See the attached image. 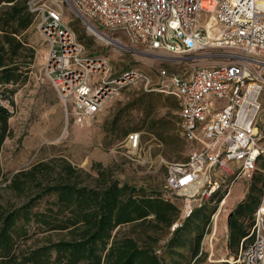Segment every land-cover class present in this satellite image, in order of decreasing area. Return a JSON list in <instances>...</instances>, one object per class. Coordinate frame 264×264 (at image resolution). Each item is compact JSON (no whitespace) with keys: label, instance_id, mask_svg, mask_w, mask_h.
<instances>
[{"label":"built area","instance_id":"built-area-1","mask_svg":"<svg viewBox=\"0 0 264 264\" xmlns=\"http://www.w3.org/2000/svg\"><path fill=\"white\" fill-rule=\"evenodd\" d=\"M86 24L119 31L145 49L169 58L190 54L222 59L193 65L182 75L160 67L155 79L138 68L113 71L105 57L84 45L54 6L26 0L37 17L47 52L44 72L66 117L83 124L123 87L144 82L146 92L172 96L178 104L180 136L189 144L184 162L162 161L165 188L183 199V217L208 199L223 201V190L250 179L264 152L259 130L264 91V0H67ZM140 132L125 142L137 147ZM128 150V149H127ZM222 199V200H221ZM215 213L207 232L213 235ZM179 223L172 225L173 230ZM207 232L204 235H207ZM249 235L234 262L264 264V211L257 208Z\"/></svg>","mask_w":264,"mask_h":264},{"label":"trees","instance_id":"trees-1","mask_svg":"<svg viewBox=\"0 0 264 264\" xmlns=\"http://www.w3.org/2000/svg\"><path fill=\"white\" fill-rule=\"evenodd\" d=\"M34 21L26 0H0V153L12 132V113L3 102L13 104L14 86L28 78L34 49L25 31ZM153 107L143 106L148 113ZM175 107L178 112L176 100ZM155 120L148 130L156 129L161 138L169 119ZM94 166L96 177L61 158L36 161L6 176L0 164V180L19 198L0 201V264H239L206 261L201 240L214 210L207 201L180 219L181 197L121 182ZM263 190L264 174L254 172L244 198L229 212L231 253L251 241Z\"/></svg>","mask_w":264,"mask_h":264},{"label":"rangeland","instance_id":"rangeland-1","mask_svg":"<svg viewBox=\"0 0 264 264\" xmlns=\"http://www.w3.org/2000/svg\"><path fill=\"white\" fill-rule=\"evenodd\" d=\"M36 1L56 7L82 42L86 52L105 57L113 71L138 68L155 79L157 70L162 66L187 75L193 65L214 64L222 60L199 59L190 54L169 58L165 52L145 49L130 41L126 34L100 27L94 20L89 19L98 30L116 39V42L107 43L88 30L86 22L77 15L69 1ZM25 37L34 49L28 78L24 83L14 86L16 90L11 96L13 104L3 102L12 113L9 118L12 132L5 139L0 153V164L6 176L19 169L28 168L36 161L48 162L62 158L92 177L97 176L98 166H94L97 164L99 168L108 169L114 179L159 191L165 197H174L164 186L166 167L162 159L184 162L190 150L179 133L175 99L160 92H146L144 82L137 81L112 95L92 119L83 124L74 123L70 117H66L57 92L45 75L47 45L39 32L37 17L25 31ZM260 101L259 130L264 148V91ZM151 103L154 107L148 113L143 106ZM162 116L169 119V126L162 132L163 138H160L156 129L148 130V127H152L155 119ZM130 130L141 133L137 147H131L125 142V135ZM254 172L264 174V152L261 153ZM89 182L93 184L91 179ZM250 182L251 178L237 179L229 186L228 194L226 190L220 192L222 199H226L217 203L206 200L209 209L214 208L209 214V220L211 214L218 211L215 233L209 237L210 232H207L201 240V249L206 252L208 263L232 262L236 257L238 251L231 253L227 247L224 223L235 201L232 189L238 186L239 191L246 192ZM5 183L4 179L0 180V201L19 200L5 188ZM263 199L264 190L260 204ZM125 229L127 228H123ZM166 238L164 236L163 240Z\"/></svg>","mask_w":264,"mask_h":264},{"label":"bare ground","instance_id":"bare-ground-1","mask_svg":"<svg viewBox=\"0 0 264 264\" xmlns=\"http://www.w3.org/2000/svg\"><path fill=\"white\" fill-rule=\"evenodd\" d=\"M259 5L262 6V7H264V1H260V2H259ZM87 28H88V30H89L91 33L95 34L98 38H100L101 40H103V41H105V42H107V43L116 42V39H113V38L107 36L105 33H103V32H101L100 30H98V29H97L94 25H92V24H88V25H87ZM119 44H120V43H119ZM123 47H124V46H123ZM224 202H225V200H224ZM260 207H261V210L264 211V199H263V201L261 202ZM219 210H220V209H219ZM215 216H216V221H217V218H218V211L216 212ZM214 230H215V226H214Z\"/></svg>","mask_w":264,"mask_h":264},{"label":"crops","instance_id":"crops-1","mask_svg":"<svg viewBox=\"0 0 264 264\" xmlns=\"http://www.w3.org/2000/svg\"><path fill=\"white\" fill-rule=\"evenodd\" d=\"M233 188H235V186ZM232 192H233V196H234V200H235L233 202V207H234L238 202H240L244 198L246 192H244V191L241 192V190L239 191L238 186L236 189H232ZM224 199H226V197ZM183 210H184V208L181 207L180 217H182V219L185 218V217H183ZM215 231H216V228H215V230L213 229V234L215 233ZM224 235L227 238V236H228L227 218L225 219V223H224Z\"/></svg>","mask_w":264,"mask_h":264}]
</instances>
